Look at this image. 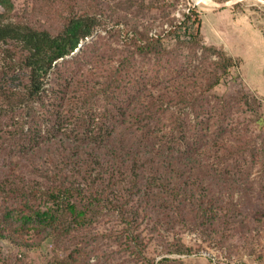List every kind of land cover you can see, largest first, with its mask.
<instances>
[{
    "label": "trees",
    "instance_id": "trees-1",
    "mask_svg": "<svg viewBox=\"0 0 264 264\" xmlns=\"http://www.w3.org/2000/svg\"><path fill=\"white\" fill-rule=\"evenodd\" d=\"M41 1L56 2L58 7L63 24L53 33L29 24L3 22L4 13L12 6L9 0H0V45L16 47L13 51L2 49L6 64L0 70V121L8 116L12 130L0 133L1 241L35 248L15 239L24 227L41 229L45 239L69 236L73 230L82 231L99 208L126 224L131 215L136 220L141 213L170 221L171 226L179 217L182 223L185 213L195 214L205 223L219 220L221 213L230 226L239 222L241 227H247L252 215L260 213L264 217V194L251 200L259 205L253 206L239 178L225 174L228 167L238 169L242 165V173L249 176L251 167L258 163L254 148H250L249 159L242 148H235L236 142L240 144L238 129L244 123L230 121L232 108L228 102H220L222 115L217 124L209 123L205 121L209 101L200 106L190 95L198 82H191L190 93L173 87L153 95V90L140 85L135 67L127 58L109 72V78L102 74L104 70L97 75L91 76L89 71L84 74L83 66L79 67L83 51L78 47L92 37L99 24L91 15L101 17L102 11L97 4L94 8L87 4L84 12L74 13L73 6L82 0ZM166 1L172 13L177 0ZM162 2L153 0L144 5L142 0L139 4L137 0H123L122 9L129 13L136 7L139 16L146 9H160ZM118 17L115 23L128 27L122 40L128 55L154 52L163 57L169 53L160 37L154 40L148 30L138 31L136 22L126 15ZM165 21L164 37L174 39L179 46L188 45L190 56L195 58L198 49L201 55L196 60H201L202 53L206 59L210 54L215 56L216 60L210 62L212 74L198 88L202 95L208 93L219 101L211 92L235 78L236 61L222 47L205 43L195 11L181 13V20L170 17ZM5 70H17L18 74L7 77ZM86 79L96 80V87L87 86L88 81L82 83ZM173 100L185 103L195 113L191 140L178 117L170 122L169 129L155 125L166 106L175 104ZM97 102V120L90 122L89 113ZM234 102L235 113L244 115L246 126L249 122L264 126L259 100L238 95ZM37 103L41 106L36 107ZM259 167L264 175V161ZM260 207L263 212L255 209ZM108 237L115 240L111 234ZM173 252L185 251L178 246ZM52 264L87 262L70 254Z\"/></svg>",
    "mask_w": 264,
    "mask_h": 264
},
{
    "label": "rangeland",
    "instance_id": "rangeland-1",
    "mask_svg": "<svg viewBox=\"0 0 264 264\" xmlns=\"http://www.w3.org/2000/svg\"><path fill=\"white\" fill-rule=\"evenodd\" d=\"M9 1L12 9L4 13L3 22L29 24L33 27L45 28L52 33L61 23L63 24L57 13L56 2ZM82 1L73 6L74 13L84 12L87 4L93 8L97 4L98 9L102 11L101 17L91 15L96 16L99 24L92 37L80 45L79 50L83 52L80 53L82 57L79 60L81 64L79 67L83 66L84 74L91 72L92 76L104 70L105 73L102 74L109 78L111 70L127 58L131 67H135L134 75L139 79L140 85L147 91L153 90V95L166 89L172 90L173 87L182 88L183 91L190 93L193 91L191 82H198L197 89L190 95L197 98L200 106L204 105V101H209L207 104L209 117L205 119L209 123L215 121L217 124L222 115L220 102H228L232 108L229 114L230 121L238 119L239 122L244 123V126L238 129L240 144L236 142L235 148L236 150L242 148L246 159H249L250 148H254L258 163L251 167L249 176L242 173V165L238 169L228 167L225 174L239 178L242 187L247 189L246 199L250 201V204L258 207L259 205H255L256 200L252 202L251 200L257 194H264V189L262 190L264 175H261L259 167V164L264 161V126H262L263 123H258L256 126L255 123L250 122L249 127L246 126L244 115L237 116L235 113L234 100L238 95H244L248 100L255 98L259 100L264 113V0L223 2L212 0L213 3L220 5L217 8H211L214 5L208 6L198 0L189 1L190 4L197 2L193 11L199 16L201 34L203 32L208 46L222 47L226 55L234 59L237 64L234 71L235 78L219 84L211 92V96L217 97L219 101L212 99L208 93L202 95L200 92L202 89L198 88V84H206L204 79L212 74L210 62L216 60L215 56L208 53L206 59L202 53L201 60H196L201 55L200 49L196 50L194 58L190 56L191 49L188 45L179 46L174 39L164 37L165 20L170 17H174L177 21L181 20V13H185L184 2L177 0L170 13L167 10V1L163 0L160 9H146L144 13L136 16L139 10L136 7H132L129 13L123 11L122 8H125L123 0ZM137 2L139 4L140 0ZM152 2L153 0H142L144 5ZM225 3L230 4L224 6ZM176 14L180 16H175ZM123 15H126L131 22H136L138 31L148 30V36L154 40L160 37L169 53L163 57H157L154 52L144 56L128 55L122 44L128 27L115 23L118 16ZM88 44L92 45L85 50ZM7 48L13 51L16 47L14 44L0 45V70L6 64L2 49ZM5 72L7 77L18 74L17 70H5L3 74ZM84 82L87 86L96 87L94 79H86L82 81ZM16 84L18 85L17 82L15 86ZM167 99L164 98L165 101ZM173 101L175 104L163 105L167 107V110L163 116L158 117L155 125L162 129H169L170 122L173 123L174 117H178L185 136L191 140L195 129V113L185 103H180L179 100ZM99 103L97 102L89 113L90 122L97 120ZM101 103V105L104 104L102 100ZM35 106L41 105L37 103ZM40 112L44 114L45 111L40 108ZM215 123L212 124L215 125ZM10 124V118L4 117L0 121V133L11 132ZM163 133L162 131L161 134ZM1 207L0 203V210ZM255 209L263 212L262 207ZM106 212L105 209H97L96 214L92 212L90 221L82 228V231L73 230L69 236L57 235L53 240L45 239L41 229L35 230L26 225L27 227L21 229L15 239L25 240L26 244H32L35 248L9 246L8 243L0 240V264L2 262L4 264H52L57 258L70 256V254L81 257L87 264H264V217L260 216V213L248 218L247 227H241L239 222H234L235 224L230 226V221L227 222L226 217H223L221 213H218L219 220L216 218L213 223L202 222L195 217V214L185 213L181 216L182 223L179 222V217L176 220L177 223L171 226L173 223L170 221L166 222L160 217L146 216L143 213H141L142 217L139 216L136 220L131 215L130 223L126 224L115 214L111 216ZM18 225L16 224L15 227ZM84 233L89 234L84 235ZM128 233L132 236V240H129ZM110 234L115 240L109 239ZM178 246L185 252L182 254L173 252Z\"/></svg>",
    "mask_w": 264,
    "mask_h": 264
},
{
    "label": "built area",
    "instance_id": "built-area-1",
    "mask_svg": "<svg viewBox=\"0 0 264 264\" xmlns=\"http://www.w3.org/2000/svg\"><path fill=\"white\" fill-rule=\"evenodd\" d=\"M189 1L190 0H180V2H184V11H185V13H189V11L193 10V8L195 7V5H197V2L196 1H194L193 4H190ZM175 16H180V15L176 14Z\"/></svg>",
    "mask_w": 264,
    "mask_h": 264
},
{
    "label": "bare ground",
    "instance_id": "bare-ground-1",
    "mask_svg": "<svg viewBox=\"0 0 264 264\" xmlns=\"http://www.w3.org/2000/svg\"><path fill=\"white\" fill-rule=\"evenodd\" d=\"M199 2H202L204 3L205 5H208V6H213L214 3L212 2V0H198Z\"/></svg>",
    "mask_w": 264,
    "mask_h": 264
},
{
    "label": "water",
    "instance_id": "water-1",
    "mask_svg": "<svg viewBox=\"0 0 264 264\" xmlns=\"http://www.w3.org/2000/svg\"><path fill=\"white\" fill-rule=\"evenodd\" d=\"M229 4H230V3H225L224 6L229 5ZM219 6H220L219 4H217V3L214 2V6L211 7V8H217V7H219ZM80 47H81V46H79L78 49H79Z\"/></svg>",
    "mask_w": 264,
    "mask_h": 264
},
{
    "label": "crops",
    "instance_id": "crops-1",
    "mask_svg": "<svg viewBox=\"0 0 264 264\" xmlns=\"http://www.w3.org/2000/svg\"><path fill=\"white\" fill-rule=\"evenodd\" d=\"M201 30H202V28H201ZM202 35H203V37H204V41H205V43L208 44V43H207V40H206V37L204 36L203 32H202ZM216 46H217V45H216Z\"/></svg>",
    "mask_w": 264,
    "mask_h": 264
}]
</instances>
